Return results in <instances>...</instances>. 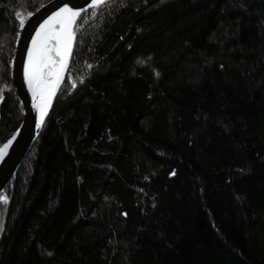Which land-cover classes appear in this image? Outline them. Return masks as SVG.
<instances>
[{"label": "trees", "instance_id": "obj_1", "mask_svg": "<svg viewBox=\"0 0 264 264\" xmlns=\"http://www.w3.org/2000/svg\"><path fill=\"white\" fill-rule=\"evenodd\" d=\"M0 0V146L21 123ZM0 196V264H264V0H114Z\"/></svg>", "mask_w": 264, "mask_h": 264}, {"label": "water", "instance_id": "obj_2", "mask_svg": "<svg viewBox=\"0 0 264 264\" xmlns=\"http://www.w3.org/2000/svg\"><path fill=\"white\" fill-rule=\"evenodd\" d=\"M112 1L114 0H99L94 5V0H50L30 13L24 20L23 26H19L8 62V77L14 99L17 101L21 111L22 120L13 134L0 146V196L4 193L37 141L57 96L66 81L76 43L74 29L78 19L91 9L98 8ZM65 5L79 11V15L72 25L73 42L69 50L68 64L51 102L41 118L40 126L37 127L38 112L33 107L32 95L24 82V62L28 58V48L32 45V38L36 35L37 29ZM6 144L8 146L5 148L4 145Z\"/></svg>", "mask_w": 264, "mask_h": 264}, {"label": "snow or ice", "instance_id": "obj_3", "mask_svg": "<svg viewBox=\"0 0 264 264\" xmlns=\"http://www.w3.org/2000/svg\"><path fill=\"white\" fill-rule=\"evenodd\" d=\"M98 2L94 0V5ZM78 15V10L65 5L37 29L32 45L28 48V58L24 62V82L32 95L33 107L38 112L37 127L67 67L73 42L72 25ZM23 23L21 19V26ZM7 146L4 145L5 148Z\"/></svg>", "mask_w": 264, "mask_h": 264}, {"label": "rangeland", "instance_id": "obj_4", "mask_svg": "<svg viewBox=\"0 0 264 264\" xmlns=\"http://www.w3.org/2000/svg\"><path fill=\"white\" fill-rule=\"evenodd\" d=\"M28 15H29V14H28ZM28 15H26V16H21V17L18 18V20H17L18 28H19V26L21 25V24H20V20L23 19V21H24Z\"/></svg>", "mask_w": 264, "mask_h": 264}, {"label": "bare ground", "instance_id": "obj_5", "mask_svg": "<svg viewBox=\"0 0 264 264\" xmlns=\"http://www.w3.org/2000/svg\"><path fill=\"white\" fill-rule=\"evenodd\" d=\"M57 27H59V26L57 25Z\"/></svg>", "mask_w": 264, "mask_h": 264}]
</instances>
